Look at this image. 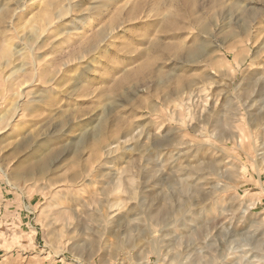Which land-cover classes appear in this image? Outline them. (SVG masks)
<instances>
[{
    "label": "rangeland",
    "instance_id": "374dc122",
    "mask_svg": "<svg viewBox=\"0 0 264 264\" xmlns=\"http://www.w3.org/2000/svg\"><path fill=\"white\" fill-rule=\"evenodd\" d=\"M0 264H264V0H0Z\"/></svg>",
    "mask_w": 264,
    "mask_h": 264
},
{
    "label": "bare ground",
    "instance_id": "6f19581e",
    "mask_svg": "<svg viewBox=\"0 0 264 264\" xmlns=\"http://www.w3.org/2000/svg\"><path fill=\"white\" fill-rule=\"evenodd\" d=\"M188 56H190V57H196V56H198V53L195 50H189L188 51ZM36 72H39V71H36ZM95 129H96V130H94L95 131V135H94V132H93V135H87L86 132H82L81 133V135H80V137L78 139V142H77V144H78L79 147L80 146H83L86 143L87 140H90V138L96 140L98 138V136L101 134V132L103 131L102 130L103 128L101 126H99V127L97 126V128H95ZM36 146H37L36 147V160H37V162H36V169H40L41 171L45 172V171H47L49 169L48 167L53 162L52 156L50 154H47L49 152V148L47 150H44V149L41 148V146L38 143H36ZM32 167H34V166H32ZM106 196L108 197L109 195H106ZM95 203H97V201ZM60 204H62V203L60 202ZM57 206H59V205H57ZM64 217H65L64 213L59 211L58 212V215H57V221H63L65 219ZM66 225H68V224H66Z\"/></svg>",
    "mask_w": 264,
    "mask_h": 264
}]
</instances>
